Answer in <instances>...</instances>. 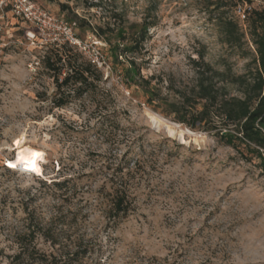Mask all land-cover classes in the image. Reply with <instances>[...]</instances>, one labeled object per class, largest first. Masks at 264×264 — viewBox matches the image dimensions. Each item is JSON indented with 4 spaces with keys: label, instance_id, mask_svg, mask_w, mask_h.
Returning <instances> with one entry per match:
<instances>
[{
    "label": "rangeland",
    "instance_id": "rangeland-1",
    "mask_svg": "<svg viewBox=\"0 0 264 264\" xmlns=\"http://www.w3.org/2000/svg\"><path fill=\"white\" fill-rule=\"evenodd\" d=\"M29 1L40 21L9 18L0 50V264H264V173L166 115L195 85L201 55L235 75L255 69L237 11L264 0L219 9L216 0ZM224 19L238 24L240 48L224 42ZM60 21H74L89 54L106 58L89 85L57 90V73L43 67L61 52ZM144 27L135 62L156 88L152 104L92 33ZM22 145L44 152L40 174L4 168ZM118 186L131 201L124 218L109 214Z\"/></svg>",
    "mask_w": 264,
    "mask_h": 264
},
{
    "label": "trees",
    "instance_id": "trees-1",
    "mask_svg": "<svg viewBox=\"0 0 264 264\" xmlns=\"http://www.w3.org/2000/svg\"><path fill=\"white\" fill-rule=\"evenodd\" d=\"M251 1L216 0L212 4L218 6V9L235 8L243 3L250 4ZM244 22L256 55L253 60L255 69L246 75H235L226 65L223 70L214 69L201 55L198 60L192 61L195 85L189 93L180 95L178 102L166 103V115L172 116L174 122L183 124L190 130L212 133L217 142L232 148L243 160L255 164L264 173V8L249 9ZM69 23L76 24L74 21ZM220 26L224 42L233 48H240L243 34L240 33L238 24L224 19ZM92 33L105 41L112 62L121 66L126 85L142 88L148 96V104L158 102L159 96L156 88L151 85L152 79H143L135 62V55L139 54L146 36L145 27L139 31L132 28L130 32L118 29L115 33L113 30L105 33L97 29ZM58 50L61 52L57 51L55 59L47 56L42 60L46 70L57 73V90L70 83L81 87L89 85L94 77L100 75L99 69L87 56L68 42L64 41ZM72 58L75 63L76 59L81 58V63L74 65ZM119 58H124L125 61L120 62ZM62 70L65 72L62 73ZM61 74L64 77L59 80L58 76ZM229 88H234L239 95H229ZM64 104L63 101H58L55 107L61 108ZM197 105H200L199 109L196 108ZM4 168L10 170L6 166ZM110 203L109 214L114 218H124L131 210V201L125 187L118 186L113 190Z\"/></svg>",
    "mask_w": 264,
    "mask_h": 264
},
{
    "label": "built area",
    "instance_id": "built-area-1",
    "mask_svg": "<svg viewBox=\"0 0 264 264\" xmlns=\"http://www.w3.org/2000/svg\"><path fill=\"white\" fill-rule=\"evenodd\" d=\"M238 15L241 18V21L244 22L245 11L238 9ZM42 13H37L35 11L34 5L31 4L29 0H0V50L5 48V42L3 41L4 29L8 25L9 18H15L17 20L29 23H37L41 19ZM60 27L65 31L66 36L64 41L68 42L71 46L75 47L79 52H82L87 56L88 60L95 65L98 69H103L106 64V58L100 53L97 52L96 55H90L82 42L76 34H74L73 29L75 27L74 23H68L65 21H60Z\"/></svg>",
    "mask_w": 264,
    "mask_h": 264
},
{
    "label": "bare ground",
    "instance_id": "bare-ground-1",
    "mask_svg": "<svg viewBox=\"0 0 264 264\" xmlns=\"http://www.w3.org/2000/svg\"><path fill=\"white\" fill-rule=\"evenodd\" d=\"M44 152L35 148L20 146L16 159L9 161L7 166L14 170V168H21L34 174H40L38 164L43 161Z\"/></svg>",
    "mask_w": 264,
    "mask_h": 264
}]
</instances>
